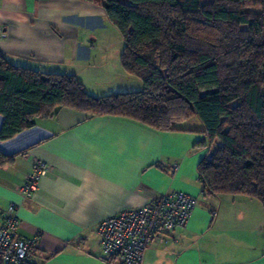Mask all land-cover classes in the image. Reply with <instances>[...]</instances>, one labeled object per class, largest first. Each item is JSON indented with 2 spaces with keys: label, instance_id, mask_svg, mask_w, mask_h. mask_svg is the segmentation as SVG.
I'll list each match as a JSON object with an SVG mask.
<instances>
[{
  "label": "crops",
  "instance_id": "obj_1",
  "mask_svg": "<svg viewBox=\"0 0 264 264\" xmlns=\"http://www.w3.org/2000/svg\"><path fill=\"white\" fill-rule=\"evenodd\" d=\"M107 26L102 7L83 0H0V54L15 65L75 75L94 96L140 91L123 69H83ZM178 126L159 131L67 107L36 118L0 140V151L13 156L0 167V228L14 204L20 236L35 237L31 264H120L104 258L99 222L182 191L196 199L187 224L175 231L176 242L149 244L142 264H264V207L244 195L204 194L196 172L210 149L202 123L191 117ZM35 160L51 169L24 199L18 188Z\"/></svg>",
  "mask_w": 264,
  "mask_h": 264
},
{
  "label": "trees",
  "instance_id": "obj_2",
  "mask_svg": "<svg viewBox=\"0 0 264 264\" xmlns=\"http://www.w3.org/2000/svg\"><path fill=\"white\" fill-rule=\"evenodd\" d=\"M83 1L100 5L117 28L122 68L142 89L94 96L75 75L0 54V140L62 107L159 131L182 130L197 117L210 148L196 168L202 192L244 195L264 207V11L244 10L264 0ZM12 160L0 151V167Z\"/></svg>",
  "mask_w": 264,
  "mask_h": 264
},
{
  "label": "built area",
  "instance_id": "obj_3",
  "mask_svg": "<svg viewBox=\"0 0 264 264\" xmlns=\"http://www.w3.org/2000/svg\"><path fill=\"white\" fill-rule=\"evenodd\" d=\"M3 36L0 28V38ZM50 165L35 160L18 192L24 199L37 188L39 178L50 171ZM196 207V199L182 191H171L144 205L123 209L103 218L98 233L106 260L120 264H142L144 251L152 242L166 245L176 242L175 231L185 227ZM17 206L10 204L0 228V264H31L35 237L24 238L18 232Z\"/></svg>",
  "mask_w": 264,
  "mask_h": 264
},
{
  "label": "rangeland",
  "instance_id": "obj_4",
  "mask_svg": "<svg viewBox=\"0 0 264 264\" xmlns=\"http://www.w3.org/2000/svg\"><path fill=\"white\" fill-rule=\"evenodd\" d=\"M125 1V0H123ZM212 0H199L202 4L210 3ZM244 10L249 13H259L264 11V6L260 5H247ZM244 25L242 28H246ZM102 40L98 46H95V54L91 61L83 66V69H117L122 70L120 54L123 49V40L117 30V28L108 21V26L104 32H102ZM132 79L141 85V81L138 78L132 77ZM110 94V93H109ZM196 121H199L195 117Z\"/></svg>",
  "mask_w": 264,
  "mask_h": 264
}]
</instances>
